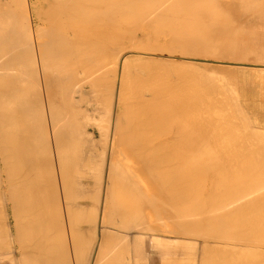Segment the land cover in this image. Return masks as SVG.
Wrapping results in <instances>:
<instances>
[{"label":"bare ground","instance_id":"obj_1","mask_svg":"<svg viewBox=\"0 0 264 264\" xmlns=\"http://www.w3.org/2000/svg\"><path fill=\"white\" fill-rule=\"evenodd\" d=\"M239 10L240 12L258 14L262 17L261 22L264 27V0H262L261 4L253 3V0H0V252L3 250L1 254L4 257V254L8 255L5 259L9 260L5 264H149V262L151 264L152 258L146 248L145 238L148 237L150 239L149 246L151 249L153 247L163 248L169 246L172 241L169 238H165L164 233L170 231V229L168 230L170 222H175L176 226H174L175 230L173 231L183 234V237L185 236L186 238L187 235H193L194 229L203 225L204 221L214 222V228L212 227L213 224L209 228L210 233L211 228H213V233L214 230L217 231L219 229L218 226L220 224L217 223L227 225L226 222L230 224L232 219L233 223H239L241 222L239 220L242 213L241 210L244 211V214L247 211H253L252 209H254L255 205L252 206V203L260 202V199L256 198L255 200L253 197L255 195H251L253 191L250 188L253 187L254 189V187H257L259 191L263 187L262 190L264 191V185H262L264 176L262 174H259V177L256 178L253 176V179H251L252 177L244 173L250 178V182L247 181L248 183H246L245 181L242 187L239 185L241 187H239L240 190L245 187L244 191L247 190V193L248 190H251L250 195L254 199L246 196L247 199L236 200L235 198L237 197L234 196L237 194L238 196L239 194L243 196L244 194H241L242 190H238L240 193L235 192L237 189L233 188L235 186L232 184L233 180L231 184L235 190L232 191L233 194L235 192L234 198L232 197L231 199V194L225 196L227 198L230 197L231 200L235 199L233 200L234 203H229L231 201L229 198L230 201L226 202L227 198H224V192L222 195L220 190L222 191L224 188L226 190L227 186L223 188L221 183L217 184L218 186L220 185L219 187L215 185L217 189H220L217 190L215 188L214 190L217 191L213 194L216 195L220 192L223 200L218 201L216 200L217 198L213 200L216 196L212 199L210 198L212 197L211 193L208 194L212 186L210 184L213 183L214 176H216L214 175L216 173L214 168L216 167L213 159L215 146L213 147V143L211 142V145L209 141L219 135L220 129L227 130L225 132L222 131L225 135L231 129V125L235 123L236 119L232 121L234 122L233 124L231 123V115H228L230 120L227 118L230 110L227 108L229 111L225 112L227 109L221 107L225 104L223 101L226 96L224 94L226 91L222 93L223 87L225 90L230 89L234 94L232 95L229 92V95L237 97L235 93L237 90L232 86L235 80L216 71L217 73L215 74L218 76L217 79H219L217 81L215 78L217 83L220 80L222 81H220L221 85H218V87L222 86V94H220L219 98L222 99L221 95H224L223 101L219 100L217 97L219 95L216 96L217 90L220 89L217 85H214L216 81L212 83L214 86L205 87L206 92L202 91L198 95L194 94L195 96L192 94L191 97L183 99L186 97L184 96L185 94L182 97H179L182 94L178 97L176 96L179 94V90H182L180 86L177 88L179 89L177 92H172L178 84L180 85V79L183 75L189 71L186 72L180 64L178 65L183 59L180 62L179 60L173 61L174 63L171 62L174 66H180L185 71V73L182 71L184 74L181 72L183 74L181 77L179 75L180 72L177 75L176 72L178 70H175L177 77H180L178 80L175 76L178 80L176 83L175 80L172 81V78L169 77V72L167 73V71L172 70V74H174V66L170 62L169 64L167 63V61L173 59L169 58V60L164 61L162 58H155L156 61L159 59L161 63L156 65L154 57L146 54L147 58L151 57L149 60L146 58L148 63L150 61L149 64H152L151 60L154 59V66L143 67L146 64L143 61L146 62V60L141 58L142 60L139 59V63L144 65L142 64V70L138 71L140 66L138 63L137 72L134 68L136 64H130L129 62L132 61L124 55L127 48L130 52H133L137 48L140 51H148L146 48L150 47L149 49L154 52H152V56L157 52L154 50H160L161 53L165 52L168 56L169 54L173 55L180 52L182 55L190 56L188 58L195 59V61L198 57H192V55L194 56L195 53L200 55V52L201 54L203 53L204 58L207 54L210 55H207L209 58H211V55H213L212 57L217 55L216 58H223L227 53H235L236 39L230 41L229 38L231 39L232 36L227 37L231 33L238 32L235 27V24L237 26L238 23L234 18V13ZM238 17L240 20L241 18L243 19L242 15H238ZM254 17L256 16L254 15ZM248 18L250 20L253 19L250 18V15ZM225 19H229L227 23L232 24V26L229 24L226 26ZM246 20L241 22V24L246 23L247 25ZM223 21L225 27L223 26ZM249 23L248 25H250ZM248 25L246 27H249ZM159 34L168 35L170 37V39L169 37L167 38L168 43L165 42L167 41L164 40L165 37H162V39L160 37L161 40H159L157 37ZM146 43H149V45ZM234 53L231 55H234ZM136 55L138 54L134 56ZM134 56L131 55V57ZM138 57L135 59H138ZM245 58L246 61L249 57ZM263 58L264 48H262ZM192 59L190 62H193ZM231 59H228V61H221L215 58L204 60L209 63L212 61L219 64L226 63V65L222 66H232L231 63L244 64L241 62L243 57L239 58L241 60L235 57L234 61H231ZM235 60L240 62H235ZM185 61L187 63L189 60ZM190 62L191 66L192 63ZM183 63H181L183 67L187 65ZM166 64L171 65L172 69L164 71L165 67L168 66ZM210 65L213 66L212 63ZM254 65L264 67V64L260 63ZM162 66L165 69L162 70ZM153 67L156 69L160 67L162 75ZM193 67L190 68V71ZM212 68L210 67L209 71ZM231 68L233 69V67ZM162 71L166 72L167 75L164 74L166 78L167 76L170 78L167 79V82L171 80L173 85L176 83L173 89L169 86V88L167 87V82V85L160 84L161 77L165 78ZM203 71H201V74ZM192 73L195 79L197 75H195V72ZM211 73L207 74L210 75ZM172 76L174 77V75ZM204 77H199V79L204 80ZM206 78L211 81L212 77L207 76ZM213 79L212 81L214 82L215 79ZM182 82L189 83V80L185 82L182 80ZM207 82L206 80L204 83L206 84ZM163 83L165 84V82ZM182 86L184 87V85ZM194 89L199 90L196 87ZM183 90L185 92V89ZM236 97L230 98V100H236L235 110L239 109L240 106L238 103L239 99L238 97L236 99ZM234 103L235 101L232 102V106ZM229 106H231V103ZM230 109L232 110L233 108L231 107ZM243 111L245 112L244 108ZM234 116L232 117L234 118ZM245 116L240 119L241 122L238 120L237 123L239 125L246 121L244 120L246 119L244 118ZM228 120L231 125H229ZM246 125L244 123L245 127L250 128L247 131H251V127ZM241 129L239 130L240 133L243 134L244 131L247 133L246 130L242 129L243 131H241ZM254 129L252 130L253 132ZM259 131L264 132L263 129H259ZM239 132L237 134L231 133L232 138L227 136V139L229 141L235 138L242 140L247 137L244 135L243 137L239 136ZM258 132L256 133L257 135L261 133ZM253 135L249 134V139ZM260 137L259 134V140L256 143L254 138H252L254 141H247L248 138H244V140L250 143L254 142V146L257 144L261 148L262 144H258ZM220 142L222 141L220 140ZM226 142L228 141L226 140ZM231 142L228 144H231ZM236 142L232 144L234 145ZM261 142L263 141L261 140ZM242 143L244 144L245 142ZM242 143L241 145L237 144L241 146L240 150L243 147V152H245L247 146L242 145ZM220 144L222 146L224 143ZM209 145L213 150L209 149ZM223 146L222 150L226 149ZM229 146L231 149L232 145ZM239 146H237V150ZM250 146L248 147L251 148L253 145ZM217 147H219V144ZM256 147L258 148L259 146ZM237 150L235 152L236 156L233 154L235 158L242 152ZM217 151L216 149V153L219 155ZM226 151L228 152L229 148ZM256 151L254 152L256 153ZM258 151L260 152V150ZM227 152L225 158L227 157L228 160ZM243 152L242 154H244ZM232 153L230 158L233 156ZM258 154L260 161L263 160L261 156L264 154ZM220 157L216 162L219 159L221 161ZM257 157H254L255 160H257ZM247 158H245V162H250ZM224 160L225 163L223 164L226 165L227 160ZM232 160L234 162L235 159L232 158ZM229 161L227 162L228 164ZM238 162H240L239 159ZM237 163L235 161V165ZM261 163L257 164H260V166L264 164ZM217 164L219 163L217 162ZM233 164L231 166H234ZM253 166L251 165L249 168H253ZM220 167L219 169H221ZM236 170L238 169L236 168ZM249 170L247 169V171ZM255 170L253 169L251 172L253 173ZM240 172L242 173V171ZM251 172H249L250 175H252ZM233 173L235 174V172ZM139 175L143 176L140 178L145 179L139 178V180ZM200 175L206 178L202 180ZM198 176L201 177V182L195 181ZM233 176L229 177L231 179L234 178V181H236L235 176ZM238 177L236 178L238 179ZM240 179L238 180L240 181ZM227 180L229 179L227 178ZM226 181L225 183H227ZM228 183L227 185L231 187V184ZM236 185L238 186V181ZM207 186L210 188L205 190V188H208ZM202 188L207 191V193L204 192L207 196L205 194L200 195ZM197 189L200 191L201 199L204 195L205 199L207 197L212 199H209L210 202L208 201V204L213 201L212 203L217 206L221 203L225 204V202L226 205L220 208L216 206L217 208L215 207V209H218V211L212 209L214 212H211L210 210L211 213L205 214L204 219L200 218L201 221L199 218H195V220L193 216L196 212L198 213L199 210H202L200 207L207 205L205 203L202 204L201 200L200 204L202 206L199 207L200 198L197 196L199 199L198 202L197 200L195 201L196 204L194 203L196 206H191L194 202L193 199H197L192 193ZM229 192L227 191L226 193L228 194ZM190 196L194 197L192 199L193 202L189 201L191 204L189 203L187 208H185L186 205L180 203L183 199H187ZM205 199L203 202L208 200V198ZM216 201L218 204H216ZM212 203L210 208H212ZM260 204L261 202L257 205L258 208H260ZM177 205H180V207L176 208L177 212L178 208L181 209V205H184L179 211L183 215L182 217H180V213L178 215L177 212H174ZM184 208L185 211H183ZM257 209L255 208V211L259 210ZM171 210L173 211L171 212ZM238 211H240V215L237 218ZM261 211L263 210L261 209ZM261 211L259 215L262 214ZM234 214L237 215L234 216ZM259 215H256V217L258 218ZM263 215L264 211L261 216ZM200 216L202 217L201 214ZM249 216L247 218L251 219L253 215L251 218ZM244 218L248 220L246 217ZM259 219L261 221L262 217ZM246 223L248 222L246 221ZM215 224L218 226L215 227ZM229 224L227 227L235 225ZM261 224L258 225L256 223L255 225L261 227ZM222 225H220V228H222ZM243 227L241 230L248 231L247 228L243 229ZM251 227L254 231L255 228ZM224 229L226 227L220 230ZM229 229L227 228L228 231H230ZM206 230L204 229V231ZM255 230H260V228ZM261 230L258 232H263ZM250 231L252 232V230ZM195 232L197 231L195 230ZM235 232L234 234L238 233L237 230ZM241 233H238V236ZM247 233L241 235L242 237L240 236L241 238H238L237 241H235L236 237L232 238L234 240L231 238L229 240L233 241L232 244L234 242L238 243V240L242 241L243 236ZM204 234L206 235V233L202 235ZM229 234L223 235L228 237ZM256 234L258 233L256 232ZM214 235L219 237L213 238L208 235L206 237L210 241L212 238L220 240L221 234ZM223 235L221 236L223 237ZM197 236L199 238L200 235L198 234ZM252 237L249 235V240L246 239L252 242L250 245L254 243L256 245L257 236L256 239L250 240ZM176 238L180 239L181 237ZM201 238L204 240L202 242H205L204 236H200ZM189 240H191V237ZM177 241L175 240V242ZM224 241L228 242V240ZM248 241H244V244ZM258 241L263 240L258 238ZM261 243L257 244L260 248L262 247V250H259L260 254L264 252L263 246L260 245ZM209 244H207L206 239V243L202 244V249H204L202 253L206 254L212 251L211 248L209 252L205 253L207 248H209ZM218 244L221 245L219 242ZM224 244L222 246L229 247L227 243ZM199 245L200 243L198 247ZM230 246L231 248H229L234 250L232 245ZM233 246L235 247L236 245ZM242 246L239 242L237 248H242V251L237 250L244 253L245 247L243 248ZM258 246L256 247L257 249H259ZM256 248L253 247L252 251H256ZM218 250L217 248V252ZM220 250L223 249L221 248ZM224 251H226L225 247ZM252 251H250V254L247 251V255L253 254L251 253ZM1 254L0 264H4V260H1V258L3 259ZM211 254L213 253H209L210 257L206 258L215 261L213 263L210 261V263L218 262V259L213 260ZM233 254L235 255L236 253ZM260 254H256V256ZM256 256L252 255L249 257L250 260H248L251 261V258ZM213 257L216 256L213 254ZM223 257L225 256L223 255ZM237 257L239 261V256ZM229 258H227L229 262L227 264H230ZM210 259L206 260L209 261ZM243 259L241 260L245 262ZM259 260L260 258L258 261L256 259V262H262V260ZM204 262L207 264V261ZM225 263L226 259L223 264ZM251 264H254V262Z\"/></svg>","mask_w":264,"mask_h":264},{"label":"rangeland","instance_id":"obj_2","mask_svg":"<svg viewBox=\"0 0 264 264\" xmlns=\"http://www.w3.org/2000/svg\"><path fill=\"white\" fill-rule=\"evenodd\" d=\"M256 1H257V2H256ZM253 3H256V4H259V3H260V4H261V3H262V0H253ZM235 11H236V10H235ZM235 11H234V12H235ZM234 12H233V13H234ZM239 12H240V10L237 11L236 13H234V14H235V17H234V18L237 20V23L240 24V25H239L240 27L238 26V24H237V26H236V24H235V27L237 28L238 32H237V33H234L235 35H234L233 33H231V35H228V37H227V38H229L230 36H232V37L236 36L235 38H232V37H231V39L229 38L230 41L236 39L235 42H237V43L235 44V47H236L235 53H234V52L227 53L226 56L223 55V56H224L223 58H222V57H221V58L218 57V58H219V59H218V58H216L217 55H216V57H212L213 55H211V58H209V57H207V55L210 56L209 54H207V55L205 56V58H204L203 53L201 54V52H200V55H199V54H196V53H195L196 56H195V55H194V56L192 55V57H198V59H196V61H195V59L188 58V57H190V56L182 55L180 52H179L180 55H179V53L177 52V53H175V54H173V55L169 54V56H168L167 53H165V52H162V53H161L160 50H159V51H158V50H154V51H157V52H155V55H156V56H155V55L152 56L154 52H153L152 50L149 49L150 47L147 46V45H149V43H146L147 45H145V44H144V45L148 47V48H146V47H145V48L148 49V51L150 50V52L145 51V50H143V51L141 50V51H140V49L138 50V48H137V50H133V52H132V51L130 52L129 49L127 48L128 50H127V49L125 50V53H126V54L124 53V55H125L126 57H128L130 61H132V62H129L130 64H133V65L136 64L135 67H134L135 69H136V68L138 69V66H139V64H140L138 71H139L140 69L142 70L143 67H147V66L149 67L150 65H151L150 67H152V65L154 66V61H156L155 58H160V59L162 58V60L164 59V61H167V59L169 60V58H170V59H173V60L167 61V63L169 64V62H170L171 65H173V64H172V63H174L173 61H175V60L178 61V60H179V62H180V60L183 59V61H181L180 63H178L177 61H176V63H178V65L180 64V66H181L184 70H186V72L189 70L187 73H185V71H183V69H181L180 66H178V67H180V68L177 69V68H178L177 65H175V66L173 65V66H174V68H173V69H174V70H173V73H174V74H172V70H169V69H172V68H171V65L166 64V66H167V65L169 66V67L167 66L168 68L165 67V68H166V69H165L163 66H162L163 68H161L162 70L165 69L164 71L169 70V71H167V73L169 72V73H168V74L170 75L169 77L172 78V79H171L172 81L175 80L176 83L178 82V80H179V78H180L179 76L177 77V75L179 74V72H180L179 75H181V77H182V75L185 73V74L183 75V77L180 79L181 82L179 81V82H180V85L178 84L177 87H175L176 83H174V85H173V82H172L171 80L167 82V79H170V78H169L168 76H167V78H166L165 75H167V74H166V72H163V71H162V73H163V76H165L166 80H165L164 77H163V78L161 77V79H162L161 82L163 81V82H165V84H164L163 82H162V83L160 82V84H162V85H167V83H168L167 87L169 86V87L172 88V89L175 87V89H174L175 91L171 89L172 92H177V91L179 90V89H177V88H179V86H180V89H181V88H182V90L185 89V92H184V90H183V91H182V90H179L180 92H181V91H182V92H181V93L178 92L179 94L176 95V96L178 97L179 95L182 94L181 96H179V97H182L183 94H185L184 96H186V97L183 98V99H186L187 97H191L192 94H193V96H195V95H198V94L202 93V91H203V92H206V90H205V87H206V86H209V85H212V86L217 85V87H218V85H221V82H222L221 80H220L221 82L219 81L220 83H219V82L217 83V81L219 80V79H217L218 76L215 74V73H217V72H218V73L221 72L220 74L223 73V75H225V76H229L231 79H234V80H235V82L233 81L234 83L232 82V83H233L232 86H233V88H235V90H237V91H235V93L237 94V97H238V99H239V100H238L239 102L237 101V102L239 103V105H240V106L238 105V106H239V109L237 108V109L235 110L237 104H236V100H234V99H232V100L235 101V103H234L235 106H234V105H233L234 107L232 106V102H234V101L230 100V98H232V97L235 98L236 96H232V95H234V94L232 93V91H231L230 89L225 90L224 87H223V91H222V90H221V89H222V86H221V87L219 86L218 88H220V89H219L220 91L217 90V92H216V96L219 95V96H217V97L219 98V97H220V94H222L224 91H226V92L224 93V94L227 96V97L225 96V100H226V101H225L224 98H223L224 95H221V96H222V97H221L222 99L219 98V100H221V101L224 100L223 102H224L225 104H224L223 106H221L222 108H226V109L228 108V109L230 110L231 113H232V112L234 113V114L232 113L233 115H232L230 112H229V114H227V113H226V114H227V118H228V119L231 117V120L229 119V120L231 121V123H232V124H233L234 122H235V123H234L233 125H231V123H230L229 120H228V122L230 123L229 125L232 126V127H231L232 130H231V129L228 130V132L225 133V135H226V136H225V135L222 133V131L225 132V131H227V130L224 131V130L220 129V130H221V132H220V130L218 129V130H219V133H218V134L220 135V134L222 133L223 135L221 134L222 136H221V135H220V136L218 135L217 137L215 136L214 138L210 139V141H209L211 145H212V143H213V145H212L213 147L215 146V147H214V150H213V149L210 148L211 146L209 145V149H211V150H213V151L215 152V154L213 155V157H214L213 159L215 160V162H214L215 165H214V166L216 167V168H214V172H216L217 174L213 172L214 175H216V176H214L213 183L210 184V186L212 185L211 188L213 189V191H212V189H211L210 187H208L209 185L207 186L208 188H205V190H207V189L210 188V189H209L210 191H208V194L211 193V195H212V197H210V198L213 199V197L216 196L213 200H215V199L217 198L216 200H218V201L223 200V197H221V196L223 195V192H224V195H223L224 198H225V197L227 198V196H229V195L231 194L232 196H230V197H231V199H232V197H233V195L235 194V192L240 193L239 191H241V190L244 191V190H245V189H244L245 187H243V189H241V190H240V188L242 187V185L244 186L243 183H245V181H246V183H248L247 181L250 180L249 177H252L251 179H253V176L256 178V177H259V174H260V175L262 174V176H264V173H262V172H264V171H263V170H264V169H263V168H264V164L261 165V166H260V164H259V165L257 164V163H260V162L264 163V155L261 156L262 154H264V153H263V152H264V150H263V146H264V143H263V142H264V135H263V134H264V132H263V131H262V132L259 131V129H261V130L263 129V130H264V97H263V96H264V74H263L264 70L262 71V69H264V67L254 65V64H259V63H260V64H264V61H263L264 58L262 59V48H264V27L262 26V22H261V21H262V17H260L258 14H250V13H247V12H245V11H241V12H240L241 14H240ZM245 14H246V15H245ZM238 15H239V16L242 15L243 19L241 18V20H240V18L238 17ZM244 15H245V16H244ZM249 15H250V18H251V19L253 18L254 15L256 16V17L253 18L254 21H256L255 23H254L253 19L250 20V19L248 18ZM247 16H248V17H247ZM246 17H247V20L249 19V21L246 20ZM206 18H208V17H206ZM238 18H239L240 21L238 20ZM255 19H256V20H255ZM228 20H229V19H227V20L225 19V24H227L226 26H228V24L230 25V23H227ZM230 20H231V19H230ZM245 20L247 21V25H248V23H249L250 21L252 22V24H251V22H250V23H249L250 25H248V26H249V27L251 26V28H253V29H251V28H249V27H246V26H247L246 23H245V24H243V23L241 24V22H243V21H245ZM228 22H229V21H228ZM258 22H260V23H258ZM222 23H223V26L225 27L224 21H223ZM253 23H254V24H253ZM233 25H234V24H233ZM241 25H242V26H241ZM243 25H244V26H243ZM245 25H246V26H245ZM230 26H232V24H231ZM238 27H239V28H238ZM241 27H242V28H241ZM244 28H245V29H244ZM247 28H248V29H247ZM234 29H235V28H234ZM240 29H241V30L243 29V30L241 31ZM254 29H256V30H254ZM253 30H254V31H253ZM165 33H166V32H165ZM159 35H160V36H159ZM159 35L157 36L159 40H161L162 37H163V38L165 37L164 40H167V41H165V42L168 43V39H167V38H168L169 36H168L167 34H166L167 36H164L163 34H159ZM161 35H162V36H161ZM245 36H246V37H245ZM160 37H161V39H160ZM251 38H252V39H251ZM169 39H170V37H169ZM239 39H240V40H239ZM254 39H255V40H254ZM227 40H228V39H227ZM243 42H244V44H243ZM245 42H246V43H245ZM248 42H249V43H248ZM231 44H232V43H231ZM245 45H247V46L245 47ZM231 46H232V45H231ZM233 46H234V45H233ZM252 46H253V47H252ZM152 47H153V46H152ZM257 48H258V49H257ZM240 51H241V52H240ZM258 51H259V52H258ZM152 52H153V53H152ZM130 53H131V54H130ZM141 53H142V54H141ZM233 53H234V55H231V54H233ZM259 53H260V54H259ZM135 54H138V55L134 56ZM146 54L149 55V56H151V57H154L155 60H154L153 58H152V59H153L154 61L151 60V63L153 62L152 64H149L150 61H149V63H148L147 59L149 60V58L151 59V57H148V58H147V56H145ZM162 54H163V55H162ZM249 54H251V55H249ZM258 54H259V55H258ZM127 55H128V56H127ZM129 55H130V56H129ZM131 55L134 56V57H131ZM175 55H176V56H175ZM181 55H182V56H181ZM214 55H215V54H214ZM252 55H253V56H252ZM138 56H139V57H138ZM178 56H179V57H178ZM202 56H203V57H202ZM231 56L233 57L232 59H231ZM257 56H258V57H257ZM130 57H131V58H130ZM137 57H138V59H135V58H137ZM167 57H168V58H167ZM182 57H185V58H182ZM199 57H201L202 59L199 58ZM226 57H227V58H226ZM228 57H229V58H228ZM234 57H235V58H238V60H241V59H239V58H242V57H243L242 60H243L244 62H243L242 60H241V62L244 63V64L231 63L232 66H222V65H224V64L226 65V63L219 64V63H217V62H213V61H212V62H211V63L213 64V66H212V65H210L211 63H209V62H207L206 60H204V59H214V58H215V59H217V60H221V61H228V59H231V61H234V60H233ZM245 57H249V58H247V60L245 61V59H246ZM132 58H133V59H132ZM141 58H143V60H146V62L143 61V63H144V64L146 63L147 65L145 64V66L141 67L142 64H143V63H139V59L142 60ZM146 58H147V59H146ZM180 58H181V59H180ZM165 59H166V60H165ZM191 59H192L193 62H190ZM226 59H227V60H226ZM133 60H135V61H133ZM185 60H187V61L189 60V61H188L187 63H185V62H186ZM198 60H200V61H198ZM203 60L206 61V62H204ZM238 60H235V62H240V61H238ZM253 60H254V61H253ZM184 61H185V62H184ZM229 61H230V60H229ZM133 62H135V63H133ZM136 62H137V63H136ZM140 62H142V61H140ZM171 62H172V63H171ZM183 62H184V63H183ZM189 62L192 63L191 66H190ZM253 62H254V63H253ZM257 62H258V63H257ZM261 62H262V63H261ZM138 63H139V64H138ZM155 63H156V65H157L158 63H160V60L158 59ZM164 63H165V62H164ZM181 63H183L184 65H186V64H187V65L183 67V65H182ZM195 63H196V64H195ZM144 64H143V65H144ZM160 64H161V63H160ZM194 64H195V65H194ZM197 64H198V65H197ZM252 64H253V66H252ZM215 65H216V66H215ZM234 65H235V66H234ZM240 65H241V66H240ZM247 65H248V66H247ZM159 66H160V65H159ZM173 66H172V67H173ZM188 66H190V67H188ZM193 66H194V67H193ZM214 66H215V68H214ZM249 66H250V67H249ZM175 67H177V68H175ZM191 67H193V68H192L191 71H190V68H191ZM196 67H197V71H196ZM210 67H211V68L213 67L212 69L214 70V72H213L212 69L209 71ZM231 67H233V69H232ZM255 67H256V68H255ZM153 68H154V67H153ZM153 68H151V69H153ZM156 68H157V66H156ZM156 68H154V69H155L156 71H159L160 74H161V69H160V67H159L158 69H156ZM200 68H201V69H200ZM234 68H235V70H234ZM137 69H136V71H137ZM159 69H160V70H159ZM175 70H176V71L178 70V72H176L177 75L175 74ZM179 70H180V71H179ZM193 70H195V71H193ZM203 70H204V71H203ZM138 71H137V72H138ZM170 71H171V74H170ZM182 71H183L184 73H183ZM198 71H200V72H199L200 74H201V71H203V73L201 74V75H203V76H201V75L198 73ZM206 71H207V72H206ZM208 71H209L210 73H211V71H212V73H211L210 75H212L213 73H214V75H212V76L208 75V74H207V73H209ZM216 71H217V72H216ZM181 72H182L183 74H181ZM192 72H195V75H197V76H196V77H197V80H196V77H195V79H194V74H193ZM205 72H206V73H205ZM233 72H234V73H233ZM256 72H257V74H256ZM190 73H192L191 75H193L192 78H191ZM196 73H198V74H196ZM260 73H261V74H260ZM164 74H165V75H164ZM206 74H207V76L210 77V78H211V77L214 78V79L216 78L217 81H216V79H215V80L213 79V80H214V82H213V81H212V78H211V81H209L210 79H209V78H206V77H207ZM220 74H219V75H220ZM227 74H229V75H227ZM161 75H162V74H161ZM171 75H174V77H173V76L171 77ZM185 75H187V76L189 75V76H188V79H187V76L185 77L186 79L184 78ZM204 75H205V77H204ZM255 75H256V76H255ZM260 75H261V76H260ZM175 76L178 78V80L176 79ZM213 76H215V77H213ZM235 76H236V77H235ZM199 77H202V78L204 77V80L201 79V78L199 79ZM229 77H227V78H229ZM233 77H234V78H233ZM254 77H255V78H254ZM258 77H259V78H258ZM262 77H263V79H262ZM183 78H184V79H183ZM205 78H206V80L209 82V84H208V82L206 83L207 85L204 83V82H206ZM253 78H254V79H253ZM193 79H194V80H193ZM208 79H209V80H208ZM0 80H1V77H0ZM176 80H177V81H176ZM182 80H184V82H185L186 80H187V81L189 80V83H188V82H187V83H183ZM200 80H202L203 84H202V82H200ZM198 81H199V82H198ZM215 81H216V84L213 85L212 83H215ZM166 82H167V83H166ZM171 82H172V87H171ZM193 82H194L195 84H197V85H195ZM181 83H182V85H184L185 88L181 85ZM190 83H192V84L190 85ZM200 83H201V84H200ZM0 84H1V83H0ZM199 84H200V86H199ZM204 84H205V85H204ZM188 85H190V86H188ZM194 85H195V86H194ZM222 85H223V84H222ZM261 85H262V86H261ZM198 86H199V87H198ZM201 86H202V88L204 87L203 90H202V88H200ZM257 86H258V87H257ZM169 87H168V88H169ZM186 87H187V90H186ZM195 87L198 88L199 90L197 91V89H194ZM230 87H231V86H230ZM189 89H190V90H189ZM191 89H192V90H191ZM193 89L195 90V92H194ZM200 89H201V90H200ZM188 90H189V91H188ZM204 90H205V91H204ZM228 90H229V91H228ZM232 90H234V89H232ZM187 91H188V92H187ZM221 91H222V93H221ZM227 91H228V95H229V92H231L232 95H229V96H228V95H227ZM191 92H192V93H191ZM219 92H220V93H219ZM233 92H234V91H233ZM186 93H187V94L189 93L188 96H187ZM190 94H191V95H190ZM194 94H195V95H194ZM228 97H229V98H228ZM237 97H236V99H237ZM240 98H241V99H240ZM242 98H243V99H242ZM247 98H248V99H247ZM249 98H250V99H249ZM227 99H228V100H227ZM229 101H230V102H229ZM226 102L228 103V105H227ZM230 103H231V106H229ZM226 105L229 106V107H227ZM225 106H226V107H225ZM231 107L233 108V109H232L233 111L230 109ZM240 108H241V109H240ZM243 108H244V110H245V112H246L247 114L243 111ZM228 109L225 110V112H228V111H229ZM246 109H247V110H246ZM234 110H235V111H234ZM240 110H241V113L243 112L244 114H243V113L241 114V113H240ZM248 110H249V111H248ZM237 111H238L240 114H239ZM249 112H250V114H249ZM237 113H238V114H237ZM226 114H225V115H226ZM245 114H246L247 117L245 116ZM228 115H231V116L229 117ZM234 115H235V116H234ZM236 115H238V116H236ZM241 115L245 116L244 118H246V119H244V120H246V121L248 120L247 122H246V121H243V120H242V121L245 123V125L248 123V125L251 127V131L253 130V128H255V129H254V132L252 131L253 133H252L251 131H249V132L247 131V130H249L250 128L245 127V126H244V123H243V124L240 123L242 126L239 125V123H237L238 120H239V122H241L240 119H243V116H241ZM232 116H234V118H233ZM240 116H241L242 118H241ZM216 117H217V116H216ZM247 118H249V119H247ZM250 118H251V119H250ZM232 119H233V120H232ZM235 119H236V120H235ZM234 120H235V121H234ZM232 121H234V122H232ZM257 122H258V123H257ZM237 124H238V125H237ZM235 125H236V127H234ZM248 125H246V126H248ZM239 126H240V127H239ZM243 126L245 127V129H244ZM220 127H221V126H220ZM218 128H219V126H218ZM240 128H242L243 130H246L247 133H245V131H244L243 134L240 133V132H239ZM246 128H248V129H246ZM234 129H235V130H234ZM242 129H241V131H243ZM256 129H257V132H258V131L261 132V133H259V132H258V133L260 134L261 137H263V138L260 137V141H258V144H262V145H261V148H260V145H257V144H255V146H254V142L256 143L257 140H259V138H258V137H259V134H258V135L256 134V133H257V132H256ZM218 130H217V132H218ZM233 131H234V132H233ZM237 131L240 133V134H238L239 136H242V137H243V135H244V136H247V137H244L245 139L248 138L247 141H249V140H253V141H254V139H255V134H256V139H255L256 141H254V142L251 141L252 143H250V142H246V141L244 140V138H243L242 140H240V139L238 140L237 138H235V139H237V140H235V139H234V140L231 139L232 142H231V140L229 141V139H227V136H228L229 138H232V137H231V136H232L231 133H233V134L236 133V134H237V133H238ZM255 132H256V133H255ZM227 134H228V135H227ZM229 134H230V136H229ZM247 134H248V135H249V134H250V135H253V134H254V135H253L254 137L251 136V137L254 138V139H252V138L249 139L250 136H248ZM223 136H224L226 139H225ZM237 137H238V136H237ZM213 139H214V140H213ZM211 140H212V141H211ZM218 140H219V142H220V140L222 141V142H220V143H224V144L227 143V144H226L227 146H226V145L223 146L224 144H223L222 146H223V148L226 147L227 150H228V148H229V151H228L229 154H228V152L226 151V149H223V150H222V146H221V144L218 142ZM226 140H227L228 142H226ZM243 140H244V141H243ZM261 140H262L263 142H261ZM214 141H215V142H214ZM216 141H217V142H216ZM236 141H237V142H236ZM240 141H241V142H240ZM211 142H212V143H211ZM229 142H231V144H228ZM233 142H236V143H234V145H233V144H232ZM239 142H240V143H239ZM242 142H245V143L243 144ZM216 143L219 144V147H217L218 144H216ZM237 143L240 144V145H241V143H242V145L247 146V147L245 148V149H246L245 152H243V151H244V150H243V149H244L243 147H242V150H240V149H241V148H240L241 146H239ZM247 143H248V144H247ZM214 144H215V145H214ZM251 144L254 146V148H252L253 146H252ZM229 145H232V146H231V149H230V146H229ZM236 145L239 146V147H238L239 152L242 151L245 155L242 154V152H241V154H239V155L235 158V156H236V155H235V152H236V150H237V149H236V148H237ZM250 145H251L252 147H251ZM233 146H234V148H233ZM235 146H236V147H235ZM245 146H244V147H245ZM248 146H250L251 148H249ZM256 146H259V147L257 148ZM216 147H217V148H216ZM227 147H228V148H227ZM219 148L222 150L223 153L221 152V150H220ZM216 149L218 150L217 152H219V155L222 153L220 156H223V155H224V156H223V157H220L219 155H217L218 153H216ZM234 149H235V150H234ZM249 149H250V150H249ZM255 149H256L257 151H256ZM230 150H232L231 153L233 152L232 155H233V154L235 155V156L233 155L234 157L232 156V158L235 159L234 162H233L232 158H230V157H231ZM238 150H237V151H238ZM258 150H260V152H259ZM249 151H251V152L253 151V152L251 153V152H249ZM254 151H256L257 155H256V153H255ZM261 151H262V152H261ZM220 152H221V153H220ZM224 152H225V154H224ZM226 152H227L228 160H227V157L225 158V156H226ZM246 152H247V155H249V154H250V155L247 156V155H246ZM253 153H254V154H253ZM258 153H262L260 156H261V158H263V160L260 161V157H259V154H258ZM251 154H253V155H251ZM216 156H217V158L215 159ZM242 156H243V157H242ZM252 156H253V158H254V157L256 158L257 156H258L259 158L257 157V160H255V158L253 159ZM219 157L221 158V161H220V159H219L217 162H218L220 165L217 164V162H216V160H217ZM247 157H248V158H247ZM249 157H250V158H249ZM223 158L227 160V161H226V165L223 164V163H225V160H224ZM237 158L239 159L240 162H238V159H237ZM243 158H244V159H243ZM245 158L249 159L250 162H245V161H246ZM230 159L232 160V162H231ZM241 159H243V160H241ZM222 160H223V162H222ZM229 160H230V161H229ZM249 160H248V161H249ZM253 160H254V161H253ZM228 161H229V164L227 163ZM235 161H236V163L238 162L236 165H235ZM258 161H259V162H258ZM251 162H252V163H251ZM254 162H255V164H257V165H255ZM221 163L223 164V166H222ZM232 163H234V164H233L234 166H231ZM240 163H241V164H244V165H241ZM250 163H251V165H254L253 168H249V167H251ZM262 163H261V164H262ZM247 164H249L250 166L248 165V167H247ZM217 165H219V166H217ZM237 165H238V166H237ZM240 165H241V167H239ZM245 165H246V166H245ZM220 166H221V167H220ZM242 166L244 167V170H243V167H242ZM219 167H220L221 169H219ZM230 167H233V168H230ZM246 167H247L248 170H249V169H251V170L254 169V170H255L256 168H257V170L253 171V173H252L251 170L247 171V169H245ZM258 167H259V169H258ZM217 168H218V169H217ZM236 168H237L238 170H236ZM240 168H241V169H240ZM260 168H261V169H260ZM216 169H217V171L219 172L220 175L218 174V172L216 171ZM222 169H223V170H222ZM224 169H228V170H224ZM231 169H232V170H231ZM234 169H235L236 171H235ZM233 170H234V171H233ZM245 170H246L247 172H246ZM225 171H229V172H225ZM240 171H242L243 174H242ZM244 171H245V172H244ZM256 171H257L258 173H257ZM259 171H260V172L262 171V172L260 173ZM224 172H225V174H223ZM231 172H232V174H231ZM233 172H235V174H234ZM236 172H239V173H236ZM249 172H251L252 175H250ZM221 173H222V174H221ZM226 173H227V174H226ZM228 173H229V175H228ZM244 173L248 174L249 177H248L246 174H244ZM210 174H211V172H210ZM210 174H209V175H210ZM230 174H231V175H230ZM238 174H239V175H238ZM241 174H242V175H241ZM253 174H254V175H253ZM212 175H213V174H212ZM222 175H223V176H222ZM224 175L227 176V177H225ZM233 175L235 176V180H236V181H234V178H233V179L230 178V177H232ZM244 175H246V176L244 177ZM200 176L202 177V175H200ZM200 176L196 177V179H195L196 182H198V181L201 182L203 179L206 178L205 176H203V177H202V180H201V177H200ZM229 176H230V177H229ZM234 176H233V177H234ZM238 176H239V177H238ZM140 177H143V176L139 175L138 179H139ZM236 177H238V179H240V177H241L240 181H239ZM242 177H243V178H242ZM215 178H216V180H215ZM217 178H218V179H217ZM219 178H220V179H219ZM221 178H222V179L224 178V179L222 180ZM225 178H226V179H225ZM227 178H228L229 180H227ZM245 178H246V179H245ZM248 178H249V179H248ZM140 179H145V178H140ZM140 179H139V180H140ZM198 179H200V180H198ZM242 179H244V180H242ZM217 180H218V181H217ZM226 180H227V181H226ZM232 180H233V183H232ZM241 180H242V181H241ZM261 180H262V179H261ZM219 181H220V182H219ZM222 181H224V182L222 183ZM225 181H226L227 183L229 182L228 184H231V183H232L233 185H235L233 188H234L235 190L237 189V191H235V190L232 188V186H233L232 184H231V187H230V185H227V183H225ZM237 181H238V186L236 185V184H237ZM263 181H264V179H263ZM240 182H241V184H239ZM249 182H250V181H249ZM220 183H221V185H222V184H223V185L225 184L224 186H223V185L221 186V187H223V188H224L225 186H227V187H226V190H227L228 192H229L230 189H231L230 192L235 191L234 194H233V192H232V193L229 192V193L227 194V193H226L227 191H226L225 188H224V189H223L224 191H223V190H222V191L220 190V192H221L222 195L220 194V192H218L219 196H218V194H216V193H215L216 195H214L213 193H214L215 191H217V190L220 189V188H219V189L216 188V186H217V187L220 186V185H219V186L217 185V184H220ZM215 185H216V186H215ZM239 185H240L241 187H240ZM262 185H264V182L262 183ZM262 185H261V186H262ZM213 186H215V187L213 188ZM228 187H230V189H228ZM239 187H240V188H239ZM215 188H216L217 190H214ZM238 188H239V189H238ZM262 188H263V187H261V189L258 191L257 189H259V188L254 187V189H253V187H252V188H250V189H252V191L255 192V193H253L251 190H248V193H247V190H246V191H244L243 193H242V191H241V194H244L243 196H242V195L240 196V194H239V196H238V194H237L236 196H234V197H237V198H235L236 200H239V199H240V200H241V199H242V200H243V199H247V197H250V199H251V198H252V199L255 198V200H256V198H259L261 204H260V208H258L257 205H259L260 202H254V203H252V206L255 205V206H254V209H252V210L255 211V208H256V209L258 208V209H259V210L257 209L258 211L253 212V211L250 210V211H247L246 214H244V211L241 210L242 213H241V216H240V217H239V215H240V211L237 212L238 215H237V214H234V216L237 215V218L239 217V220H241L242 223H241V222H239V223H238V222H237V223H236V222L233 223L234 221H233V219H232V221L230 220V221H231L230 224H229V222H226L227 225H226V224L222 225L223 223H222V224H221V223H217V224L222 225V226H221L222 228H220V225L218 226L217 224H215V225H216L215 227H217V226L219 227V229L217 230V231H219V232H217L216 230H214L213 233H214V234H221V235H223V234L228 235V233H230L228 237H227L226 235H223V237L220 235V240H219V239L214 240L213 238H217V237H219V236H218V235L216 236V235H214V234L212 233V230H213V228H214V222H210V221H204V222H203V225H201V226L198 227L197 229H194V231H193V232H194L193 235L191 234L192 236H191V235H187L186 238H185V236L183 237V234L181 235V234H178V233H176L175 231H173V230H175V227H174V226H176V225H175V222H174V223L170 222V224H168V230L170 229L171 232H170V231H166V233H164V237H165V238H169V239L172 241L171 244H169L170 247H169V246H165V247H163V248H161V247H153V248L151 249L150 246H149V245H150V244H149L150 239H149L148 237H146V238H145V243H146V246H147L146 248H147V250H149L150 255H151V258H152V263H151V264H169V263H171V264H206V262H204V261H207V264H209L210 261L213 263V262L215 261L214 259H216V260L218 259V262H219V261L221 262V263L219 262V264H223V262H225V259H226V263H225V264H227V263H229L228 260H227L228 257H230V258H229L230 264H232V263H233V264H237V263H238V264H244L248 259L250 260V258H249L250 256H252V255H253V256H256V254H260V251H259V250H262V247L260 248V246H258V245H259V242H260V243L262 242L260 245L263 246V249H264V245H262V244H264V242H263V241H264V239H263V238H264V224H263V223H264V218H263L264 215L261 216V215L263 214V211H264V209H263V208H264V204H263V202H264V198H262V197H264V195H263V194H264V193H263L264 191L262 190ZM221 189H222V188H221ZM248 189H249V188H248ZM255 189H256V190H255ZM205 190L202 188L201 193H200L199 189L196 190L197 192L193 190L194 192L192 193V195H194V197H195V196H196V197L199 196V198H200L199 201H200V202H198V199H199L198 197H197V199H196V198L193 199L194 197H191V196H192V195H191L189 198H187L188 200H187V199H183L182 202H184V203H182V202L180 203V204H185V205H186L185 208H187V205H189L190 202H193L192 199L194 200L193 204L190 203L192 207H193V205L196 204V203H195L196 200H197V202L199 203V205H198L199 207L202 206V205L200 204V203H201V200H202V204H204V203L207 204V205H205V207H202V208L200 207V209H202V210H199V211H201V212L198 211L199 214L196 212L197 215L195 214V215L193 216L194 219H195V218H196V219H198V218H199V219H200V218L202 219L203 217L206 216L205 214L208 215V212H209V213L214 212V211H212V209L218 211V209H215V207H216L217 205H215V203L213 204V203H212L213 201H211V203H212V205H211L212 208H210V204H211V203L208 204V201H209L210 198L207 197L208 200H206L207 198L205 199V195H206V194H205L204 192L207 193V191H205ZM238 190H239V191H238ZM254 190H255V191H254ZM257 191H258V192H257ZM260 191H262V192H260ZM245 192H246V194H245ZM251 192H252V194H251ZM194 193H195V194H194ZM196 193H197V195H196ZM199 193H200L201 196H202L203 194H205L204 197H202V199H201V196L199 195ZM225 193H226V194H225ZM258 193H259V194H258ZM261 193H263V194L261 195ZM248 194H249V195H248ZM250 194H251V195L254 194V195H255V196H253L254 198H253ZM211 195H209V196H211ZM220 195H221V196H220ZM225 195H227V196H225ZM256 195H257V196L259 195V197H257ZM206 196H207V195H206ZM246 196H247V197H246ZM230 197H228V198L230 199ZM234 197H233V198H234ZM238 197H240V198H238ZM243 197H245V198H243ZM260 197H261V198H260ZM226 198H225V199H226ZM228 198L226 199V200H227L226 202H228V201L231 200V199L229 200ZM204 199H205L207 202H206V201L203 202ZM212 199H210V200H212ZM235 199H233V200H235ZM248 199H249V198H248ZM233 200H231L229 203H231V202L234 203ZM240 200H239V201H240ZM186 201H187V203H186ZM189 201H190V202H189ZM253 201H254V200H253ZM209 202H210V201H209ZM226 202H225V204H224V203H223V204H222V203L220 204V202H219L220 205H218L217 207L220 208V207L225 206V205H226ZM237 202H238V201H237ZM237 202H236V203H237ZM194 203H195V204H194ZM198 203H197V204H198ZM255 203H257V204H255ZM216 204H218L217 201H216ZM262 204H263V205H262ZM213 205H214V206H213ZM227 205H228V203H227ZM229 205H230V204H229ZM231 205H233V204H231ZM261 205L263 206V208H261V207H262ZM183 206H184V205H181V209H182ZM191 206H189V208H191ZM195 206H196V205H195ZM198 206H197V208H198ZM203 206H204V205H203ZM256 206H257V207H256ZM172 207H174V206H172ZM172 207H171V208H172ZM177 207H180V205L175 206V210H176V211H174V212H177V209H176ZM206 207H207L208 211H207ZM217 207H216V208H217ZM185 208L183 209V211H185ZM209 208H210V209H209ZM172 209H174V208H172ZM181 209L178 208V212H177L178 215H179V213H180V215H181L180 217L183 216V215L181 214V212H179V211H181ZM204 209H206L207 212L204 211ZM261 209H262L263 211H261ZM210 210H211V212H210ZM172 211H173V210H171V212H172ZM183 211H182V212H183ZM202 211H204V212L202 213ZM260 211H261L262 214L259 215ZM257 212H258V213H257ZM200 214L202 215V217L200 216ZM198 215H199L200 217H199ZM203 215H204V216H203ZM249 215H251V216L253 215L252 218H251V216H249ZM256 215H257V216L259 215V217L257 218ZM197 216H198V217H197ZM247 216H249L251 219H248ZM254 216H255V218H254ZM260 216H261L262 219H263V220L261 219V221H259V220H260L259 218H261ZM244 217H246L248 220H245ZM234 218H235V217H234ZM241 218H242L243 220H242ZM256 218H257V220H255ZM196 219H195V220H196ZM201 219H200V221H201ZM203 219H204V218H203ZM252 219L254 220V222H255V221H256V222L254 223ZM198 221H199V220H198ZM244 221H245V222H244ZM246 221H247L248 223H246ZM258 221L261 222L262 224L259 223ZM204 223H205V224H204ZM243 223H244V227H243ZM253 223H254V224H253ZM256 223H258V225L261 224V225L263 226V227L261 226L263 232H258V231L261 230V227H259L258 225H257V226H258V227H257V226L255 225ZM212 224H213V225H212ZM228 224H229V225H232V226L235 224V225H234L235 227H234V226H233V227H231V226L227 227ZM245 224H247V225L249 226V228H248L247 225H246V226H247V227H246ZM252 224H253V225H252ZM169 225H170V228H169ZM211 225H212V227H213V228H211V229H212V230H211V233L213 234V236H212V234L210 233V229H209ZM239 225H240L241 227H240ZM250 225L253 226L255 229H259V228H260V230H255V229H254V231H253V228H252ZM254 225H255V226H254ZM208 226H209V227H208ZM236 226H237L238 229L236 228ZM206 227H207V228H206ZM223 227H226V229H224V230L221 231L220 229H223ZM230 227H231V228H230ZM242 227H243V229H246V228H247L248 231L241 230ZM256 227H257V228H256ZM227 228H228V229L230 228V229H229L230 231H228ZM232 228H233V229H232ZM239 228H240V229H239ZM201 229H202V232H201ZM204 229H205V230L207 229V230L204 231ZM231 229H232V230H231ZM234 229H235V231L237 230L238 233H240V232H242V233L239 234V236H238V233H237V234H234V233H236L235 231L233 232ZM195 230H196L197 232H195ZM198 230H199V231H198ZM226 230H227V231H226ZM250 230H252V232H251ZM262 230H261V231H262ZM203 231H204V232H203ZM225 231H226V232H225ZM231 231L233 232L232 235H235V236H232V235H231V233H232ZM243 231H244V233H247V232H248V233H247L248 236H247V234H246V235L243 236V238H242L244 241H248V240H249V239H248V238H249V235L252 237V234H253V232H254L253 237H252V239H250V240H254V239H256V236H257V239H256L257 241H256V240H255V241L257 242L258 245H257V244L255 245L254 242H253V243H254V244H253L254 246H253L252 244H251V245H252L253 247H255V248H256L257 246L259 247V249L256 248L258 251H257V250H256V251H252L253 247L250 245V243H252L251 241L245 242V244H244V241H243V240H242V241L238 240V241L240 242V244L243 245L242 247H243V248L245 247L243 251H244V253H246V255H247V251H248V254H250V251H252L251 253H253V254H251V255H247V256L244 255L243 252L241 253L242 248H237V244H239V242H238V243H237V242H236V243L234 242V243L232 244V242H233L232 240H234V239H232V238H235V237H236L235 241H237L238 238H241V237H242L241 235H244ZM199 232H200V233H199ZM215 232H216V233H215ZM223 232H225V233H223ZM256 232H257L259 235L256 234ZM201 233H202V234H203V233H206V235H208V236H210V237L212 236L213 238H212L211 241H210V240H208L209 238L206 237L205 234L202 235ZM208 233H209V234H208ZM251 233H252V234H251ZM260 233H261V234H260ZM198 234H199L201 237L204 236V239H205V237H206V239H207V244H208V243L211 244V242H213V243L211 244V245H213V244L216 243V244L213 245V246H215V247H214V251H215L217 254L213 251V246H211L210 244H209V248H207V250L205 251V253H206V252H209V251L211 250V248H212V251H210L209 253L212 252V253L214 254V256H216V257L219 256L218 258H216V257H213V254H211V255H212V258H213L214 261H212V259H210V258H206V257H210V256H209V253H206V254L202 253L203 250H204V249H202V244H203V243H206V239H205V242H202V241H204V240H203L202 238H201V239H202V240H201V239H200V236H199V238H198V236H197ZM210 234H211V235H210ZM255 234H256V235H255ZM166 235H167V236H166ZM236 235H237V236H236ZM260 235H261V236H260ZM174 236H175V237H174ZM193 236H195V237H193ZM196 236H197V237H196ZM224 236H225V238H224ZM230 236H232V237H230ZM240 236H241V237H240ZM254 236H255V237H254ZM173 237H174V238H173ZM176 237H181L180 239L183 238L184 240L182 239V240L180 241V239H179V238L177 239ZM187 237H188V238H187ZM190 237H191V240H189ZM226 237H227L228 239H227ZM172 238H173V239H172ZM230 238L232 239L231 241L229 240ZM244 238H245V239H244ZM246 238H247L248 240H247ZM258 238L262 239L263 241H258ZM175 240H176V241L178 240V241L175 242ZM185 240H186V242H185ZM192 240H193V241H192ZM212 240H213V241H212ZM218 240H219V241H218ZM224 240H228V242H227V241H224ZM183 241L185 242V244H184ZM195 241H196V242H195ZM208 241H209V242H208ZM215 241H216V242H215ZM229 241H230V242H229ZM198 242L200 243V245H199L200 248L198 247V244H199ZM218 242L221 243V245L218 244L219 247H218V245H217ZM172 243H173V244H172ZM182 243H183V245H182ZM224 243H227V245H229L230 248H231L230 245H232V248H234V250H233V249H230L229 247L222 246V245H225ZM248 243H249V246H248ZM174 244H175V246H173ZM233 245H236V246H235L236 248H235ZM244 245H245V246H244ZM195 246H196V247H195ZM250 246H251V247H250ZM174 247H175V248H174ZM224 247H225V250H226V251H224ZM246 247H247V248H246ZM156 248H157V250H156ZM170 248H171V249H170ZM197 248H198L199 250H198ZM215 248H216V249H215ZM217 248L219 249L218 252H217ZM221 248H222L223 250H220ZM249 248H250V249H249ZM169 249H170V250H169ZM209 249H210V250H209ZM235 249H236V250H235ZM237 249H239V250H241V251L239 252V250H237ZM247 249H249V250H247ZM178 250H179V251H178ZM231 250H232V252H230ZM254 250H255V249H254ZM2 251H3V250H2ZM2 251H1V252H2ZM155 251H156V253H154ZM176 251H177V252H176ZM235 251H237V252H235ZM245 251H246V252H245ZM1 252H0V254H1ZM172 252H173V253H172ZM219 252H222V253H219ZM224 252H225V253H224ZM256 252H258V253H256ZM261 252H262V251H261ZM2 253H3V252H2ZM4 253H5V252H4ZM158 253H159V254H158ZM186 253H187V254H186ZM233 253H236V254L234 255ZM203 254H204V255H203ZM221 254H222V255H221ZM227 254H228V255H227ZM229 254H230V255L232 254V256H230ZM237 254H238V255H237ZM263 254H264V252H262V254H260V255L262 256V258H261L260 255H257L256 257H252V258H251V259H252L251 261H253L254 264H263V263H264V260H263L264 256H263ZM4 255H5V257L3 256V254H1V256H3V259L1 258V260H2V261L4 260L3 262H4V264H5L6 261H8L9 259H8V260L5 259V258H7L8 255H7V256H6V254H4ZM176 255H177V256H176ZM179 255H180V256H179ZM217 255H218V256H217ZM223 255H224L225 257H223ZM242 255H243V256H242ZM237 256H239V261H240V262L238 261V257H237ZM244 256L247 258V260H246V258H245ZM167 257H168V258H167ZM197 257H198V258H197ZM204 257H205V259H204ZM232 257H233V258H232ZM236 257H237V260H236ZM8 258H9V257H8ZM220 258H222V259H220ZM231 258H232V259H231ZM234 258H235V259H234ZM243 258H245V259H243ZM253 258H256L257 261H258V259L260 258L259 261L262 260V262H256V259H254V260H255V261H254ZM206 259H210V260L208 261V260H206ZM230 259H231V260H230ZM241 259H243L245 262H243ZM172 260H173V261H172ZM200 260H201V261H200ZM202 260H203V261H202ZM222 260H223V261H222ZM249 260H248L247 263H245V264H248V263L251 264V263H253V262H251V261H249ZM232 261H233V262H232ZM234 261H235V262H234ZM198 262H199V263H198ZM203 262H204V263H203ZM218 262H215L214 264H218ZM231 262H232V263H231ZM236 262H237V263H236ZM242 262H243V263H242ZM212 263H210V264H212ZM149 264H150V262H149Z\"/></svg>","mask_w":264,"mask_h":264}]
</instances>
